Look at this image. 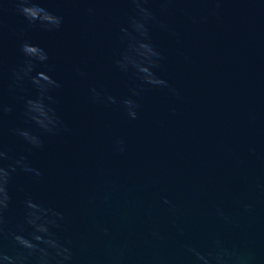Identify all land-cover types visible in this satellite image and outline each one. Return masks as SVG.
I'll list each match as a JSON object with an SVG mask.
<instances>
[{"label":"water","instance_id":"water-1","mask_svg":"<svg viewBox=\"0 0 264 264\" xmlns=\"http://www.w3.org/2000/svg\"><path fill=\"white\" fill-rule=\"evenodd\" d=\"M38 2L63 17L59 29L30 27L16 0H0V149L5 166L24 157L43 173L39 180L13 174L9 227L31 194L65 214L63 235L77 264H146L217 236L264 264V0H220L218 14L209 0H149L166 26L150 24L149 42L162 55L154 71L167 87L115 63L136 35L129 0ZM25 41L48 53L31 75L46 72L60 85L43 97L63 122L55 132L29 115L26 101L40 94L30 78L15 76L27 59ZM93 88L101 93L95 102ZM126 97L139 105L135 119L121 103ZM118 138L123 154L115 151ZM244 203L253 204L251 214Z\"/></svg>","mask_w":264,"mask_h":264},{"label":"clouds","instance_id":"clouds-1","mask_svg":"<svg viewBox=\"0 0 264 264\" xmlns=\"http://www.w3.org/2000/svg\"><path fill=\"white\" fill-rule=\"evenodd\" d=\"M135 6L136 15L130 18V24L136 35L129 34V42L125 52L115 60L116 65L124 72L129 68L135 70L140 80L153 86L167 87L168 82L158 77L154 69L161 64L160 51L150 43L149 25L153 23L163 25L157 17L145 6L149 0H129ZM172 0H161L163 5ZM217 5L212 9L213 14H218L220 0H209ZM16 11L22 15L30 27H39L48 31L59 29L63 24V17L42 7L38 0H16ZM91 11V9H89ZM127 33V29H122ZM21 52L27 58L19 70L15 71L17 81L25 77L30 78L37 88L40 98L28 99L26 107L29 115L45 131L55 132L63 126V122L56 116L55 110L44 106L43 97L50 88H58L60 85L46 72L40 71L31 75L37 63L48 60V53L38 45L25 41L21 44ZM93 101L100 99L101 93L95 88L91 89ZM175 92L174 89H172ZM133 95H138L133 89ZM112 103H116L113 96L107 97ZM48 99H52L48 96ZM121 103L131 119L137 117L139 105L131 97L124 98ZM66 130V127H65ZM17 133L34 147L42 146V141L29 132L18 129ZM115 151L123 154L127 146L123 139H116ZM8 159L7 153L0 149V264H77L72 242L63 235L66 218L65 214L57 208L39 201L33 195L28 194L23 201V215L21 220L9 227L7 213L12 207L13 196L10 191L13 174L17 171L31 173L39 180L43 173L31 166L24 157H20L5 166ZM163 203L170 206L175 213V205L167 196L162 197ZM243 210L251 214L254 206L244 203ZM217 215L228 223L230 218L223 209H217ZM105 235L107 227L101 229ZM182 234L183 229L178 228ZM159 235V233H154ZM118 264V261L114 262ZM146 264H256V257L246 248L230 243L221 236L215 237L204 246L192 242L184 244V253L179 257H153Z\"/></svg>","mask_w":264,"mask_h":264}]
</instances>
